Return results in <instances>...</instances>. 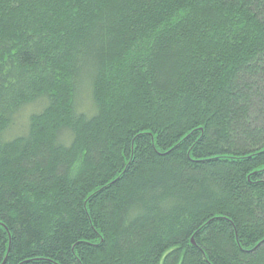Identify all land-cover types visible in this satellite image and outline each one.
Listing matches in <instances>:
<instances>
[{"label":"trees","instance_id":"trees-1","mask_svg":"<svg viewBox=\"0 0 264 264\" xmlns=\"http://www.w3.org/2000/svg\"><path fill=\"white\" fill-rule=\"evenodd\" d=\"M0 264H264V0H0Z\"/></svg>","mask_w":264,"mask_h":264},{"label":"rangeland","instance_id":"rangeland-1","mask_svg":"<svg viewBox=\"0 0 264 264\" xmlns=\"http://www.w3.org/2000/svg\"><path fill=\"white\" fill-rule=\"evenodd\" d=\"M84 100H85V97H84ZM84 104H85L86 106L84 105L83 108H84V109H85V108H86V109H89V106H87V105H89L88 100L85 101ZM23 122H24V119L21 120V123H23ZM21 123H20V124H21ZM24 126H26V125H24Z\"/></svg>","mask_w":264,"mask_h":264}]
</instances>
